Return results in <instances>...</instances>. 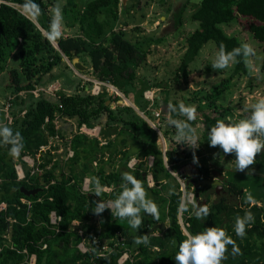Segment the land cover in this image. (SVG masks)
Masks as SVG:
<instances>
[{"label":"trees","instance_id":"obj_1","mask_svg":"<svg viewBox=\"0 0 264 264\" xmlns=\"http://www.w3.org/2000/svg\"><path fill=\"white\" fill-rule=\"evenodd\" d=\"M9 1L19 8L0 3V73L8 78L7 86L15 95L13 104L16 106L20 100L18 112L11 110L12 121L9 126L23 136L25 147L18 162L25 163L22 160L25 154L35 158L37 152L42 153L43 159L39 164L35 162L40 172L32 175L27 172L23 179L18 180L14 158L9 156L6 147H0V203L6 204L0 210V264H27L30 254H35V264H119L117 260L125 247L131 257L123 264H175L179 243L186 235L178 219L182 191L172 171L180 176L177 164L187 158L175 149L167 147L164 150V146L157 142L158 133L148 123L154 120V116L148 112L150 101L144 97V91L151 86H159L149 85L148 81L143 80L139 81L138 86L135 82L136 68L146 59V52L138 41L130 40L123 30L125 23L120 21L119 16L129 5L122 4L121 0H90L76 16L77 33L63 35L56 47L49 44L39 27L23 14L25 0ZM35 3L43 12L39 25L47 29L50 15L42 0H35ZM20 6L23 13L19 10ZM182 10H172L170 14L174 28L181 24ZM254 16L264 18V0H200L191 15L198 22V27L186 39L177 74H186L188 64L208 41H212L218 51L221 44L228 51L239 47L241 42L236 36L225 33L222 25L240 17ZM248 30L262 44L264 52V25L250 22ZM64 56L79 73L90 70L93 79L107 81L125 96L132 95L137 109L117 103L118 96L114 100L115 107H111L113 100L105 87L97 94L86 91L87 86H84L73 93L58 90L52 99L40 92L35 97L32 92L36 90V83L61 64ZM74 58H77L76 62ZM238 59L241 62L235 64L234 68L249 73L243 59ZM261 69L264 71V58ZM21 93L25 95H19ZM220 94L219 86L213 94L201 96V99H209L208 108L214 113H202L204 137L217 159H235L234 154L224 155L219 147H211L208 142V131L215 122L221 119L227 122L230 117L228 108L215 104ZM169 104L179 103L172 101ZM169 104L164 111L167 120L169 115L178 118L176 114L170 113ZM22 109L23 115L20 114ZM137 110L143 112V116L148 113L147 119ZM59 122L63 124L60 127ZM83 124L87 127L99 126L98 137L80 132ZM194 124L192 121V128ZM157 128L166 139L167 130L159 125ZM64 130L73 133L69 143L73 154L63 163L57 175L55 169L58 161L53 159L51 150H39L48 144L50 137L62 138ZM149 157L152 158L150 166L147 163ZM257 157L255 164L262 170L264 152ZM131 158L137 159L132 168L128 166ZM50 164V168H47ZM126 171H131L143 181L149 197L159 207V221L145 215L143 225L137 231L126 220L112 217L109 209L99 215L92 211L95 201L106 202L116 198L122 190L121 175ZM210 171L207 167L198 168L193 182L196 201L203 204L200 200L202 193L210 215L202 222L192 214L191 205L188 211L181 210L182 220L189 223L188 232L197 234L206 227L223 228L240 250L239 254L233 256L229 246L228 258L223 264H264V205L258 204L264 198V193L257 192L254 187L249 188V194L237 182L226 179L227 185L216 194L215 200L210 201L213 186L196 183V179L207 178ZM148 174L151 175L152 186L148 184ZM85 177L89 178L87 192L82 188ZM183 177L186 180L189 178L187 175ZM97 180L103 187L101 197L89 193ZM193 184L185 183L186 191ZM21 186L39 190L35 195H25ZM169 187H172V192L166 191ZM22 198L30 201V205L22 202ZM252 199L256 201L251 202ZM51 211L60 217L55 225L50 222ZM246 211H251L254 219L247 227L246 235L240 238L234 232V224L237 216H243ZM9 218L14 221L9 223ZM157 222L166 225L162 230H157L161 235L148 234L146 245L134 243L137 235H146L147 230ZM79 230L83 232L82 235ZM120 235L124 237L123 245L118 243ZM93 236L105 242L107 248L103 256L99 254L101 245L94 243ZM83 237L90 247L89 252H81L78 248Z\"/></svg>","mask_w":264,"mask_h":264},{"label":"rangeland","instance_id":"obj_2","mask_svg":"<svg viewBox=\"0 0 264 264\" xmlns=\"http://www.w3.org/2000/svg\"><path fill=\"white\" fill-rule=\"evenodd\" d=\"M9 1V0H6ZM50 15L52 7L56 3H60L63 8V16L70 18L71 21L77 24L76 16L79 11L82 10V6L86 5L90 0H42ZM200 1V0H199ZM127 0H121L122 4H125ZM128 4V3H127ZM120 5V3H119ZM129 8L120 12V21L125 23L124 32L127 37L132 41H138L142 48L146 52V59L143 61L140 67L136 68V84L139 86L141 80L148 81L149 85H158L159 87L151 86L147 89L145 96L149 98L150 104H148V112H152L154 116L153 121H148L150 126L159 125L162 129L167 130L166 139L162 136V131L158 128L154 130L158 133L157 142L160 146L164 145L166 148L175 149L182 157H186L184 161L177 164L180 176L176 171H172L173 175L179 180L180 190L182 191V182L185 178L183 175H187L190 172V176L195 178L197 175V169L207 167L213 174L214 171H219L224 175L225 182L223 187L227 185V180H233L240 184L245 192L251 193L249 188L256 189L257 192L264 193V169L259 170L257 164L250 166L251 171H236L234 169V159L225 158L223 160L217 159L214 153L208 148V143L205 139V128L203 124V112L211 114V110L208 108L210 103L209 99H201L203 94H213L215 88H221V94L216 100L215 104L228 108L229 114L233 120H239L245 117V108L249 107L256 99L264 97V71L261 69V64L264 58V52L262 51V44L255 40L252 34L248 30V24L254 22L258 25H264V18L260 16H254L251 18L240 17L238 20H234L229 24L222 25L225 33L228 35H234L242 43H249L255 49V56L250 57L251 67H247L249 73H242L237 71L234 66H231L224 70H214L211 67V63L215 59L218 50L212 41H208L199 51V54L188 64L185 70L186 74L182 72L178 75V66L180 65L182 54L185 51L187 37L198 27V22L194 21L191 17L192 13L197 9L199 2L197 0H131ZM20 11L23 12L21 6ZM121 9V5L119 10ZM183 9L181 13V24L177 27H173V23L170 20V14L172 10ZM65 24V22H64ZM77 28V26H76ZM68 27L66 30L68 31ZM158 39V41H157ZM56 46V45H55ZM57 47V46H56ZM12 55V54H11ZM77 61L76 58L73 60ZM90 70H85L83 73H79L70 60L64 56L63 62L53 70L43 75L39 83H36L35 93L33 95L39 96L40 93H44L51 99L55 97L54 93L58 90H63L66 93H73L77 89L86 87V91L93 90V76ZM8 78L4 75L0 77V123L7 124L5 122V112L11 116V110L17 111L20 107V100L17 101L16 106L13 104L14 94L11 93V88L7 86ZM196 94V96H195ZM24 96V93L19 94ZM111 107H115V97L118 96V102L120 105L133 104L132 95L125 96L120 91L115 89H109ZM153 98L152 100H150ZM117 101V100H116ZM121 101V102H120ZM172 101L185 102L188 105H194L197 109V117L194 120L195 124L193 129L199 138V147L191 149L185 144H177L176 129L174 126L168 124L167 115L164 113L167 109V104ZM138 111V110H137ZM156 111L159 115H156ZM140 112V111H138ZM20 114H24V109L20 111ZM143 116V112L139 113ZM145 119L148 117V113L143 116ZM14 121V120H13ZM71 122V121H70ZM58 126L63 124L59 122ZM74 125V123L72 124ZM75 126V125H74ZM72 126V127H74ZM64 136L58 138L57 136L50 137L48 147H44V150L50 151L53 155V159L58 161V166L55 169V173L59 175L62 169L63 163H66L70 158V138L73 133L69 130H64ZM89 133V132H88ZM88 136H93L90 133ZM166 140L168 142H166ZM45 152V151H43ZM37 152L36 157L33 158L34 162L37 158H40L38 163L42 162L43 155ZM258 159V157H256ZM15 165L21 162L19 158H14ZM152 162V158H148V165ZM188 162V163H187ZM185 163L190 167V171L185 170ZM23 174L29 172V165L27 163H21ZM51 164L47 168H50ZM264 168V167H263ZM64 170V168H63ZM66 170V168H65ZM41 170L38 169L37 172ZM21 171H19V174ZM208 178V177H207ZM213 178V177H212ZM209 176V179H212ZM21 180L23 178H18ZM227 179V180H226ZM148 184L153 185L150 180V174L147 175ZM89 182L87 177L84 178L82 188L84 191L89 190L84 187L85 183ZM152 182V183H150ZM152 184V185H151ZM193 184V183H192ZM194 184L190 187L189 191L194 194ZM108 190V188H104ZM171 190V191H170ZM172 192V187L168 190ZM164 192V191H163ZM168 195V193H165ZM200 193V200L203 196ZM259 194V193H258ZM213 189L210 190L209 200L216 199ZM24 202L27 201L23 199ZM183 200V191L181 194V202ZM256 200H251L254 202ZM110 202V200L106 201ZM207 202V200H206ZM181 204V203H180ZM184 204V203H183ZM260 205H264V198L258 202ZM182 210V206L179 207V211ZM179 219V212H178ZM74 224L78 225L77 221ZM154 235H161L157 230ZM184 233V232H183ZM129 258L130 252L127 253Z\"/></svg>","mask_w":264,"mask_h":264},{"label":"clouds","instance_id":"obj_3","mask_svg":"<svg viewBox=\"0 0 264 264\" xmlns=\"http://www.w3.org/2000/svg\"><path fill=\"white\" fill-rule=\"evenodd\" d=\"M24 9L26 18L34 25L39 26V19L43 12L35 0H25ZM63 25V6L56 3L50 12L48 28L42 29V35L49 44L55 46L63 38ZM255 54L254 47L249 43H242L230 51L221 44L211 67L214 70H224L241 62L238 58H242L245 65L250 68L251 60L249 58ZM169 111L178 117L173 118L172 115L168 117V124L176 129L177 144H185L191 149L198 148L199 138L191 126V122L197 117L196 107L180 102L178 105L169 104ZM244 111L247 115L237 121H233L231 117L227 118V122L223 119L217 120L207 135L211 147H219L224 155H235L234 169L236 171L249 170L250 172V166L255 164L257 155L264 152V97L256 99ZM151 127L157 128L156 125ZM163 146L165 150V143ZM0 147H6L9 156L19 158L25 147L23 136L7 124L0 123ZM121 180L123 181L122 190L116 198L110 202L95 201L92 206L93 213L99 215L105 209H109L112 217L126 220L135 231L143 225L145 215L159 221V207L149 197L143 181L133 175L131 171L123 172ZM102 192L103 187L98 180L95 181V187L89 193L101 197ZM189 205H191L194 217L202 222L210 215L208 205L198 204L194 194L189 196L186 193L182 211H188ZM253 219L251 211H246L243 216L238 215L234 224L236 236L243 238ZM134 243L146 245L148 235H137ZM172 243L176 242L173 240ZM229 246L232 248L233 256L240 253L233 238L223 228L206 227L203 232L197 234L187 233L186 238L179 243L178 251L174 257L175 264H223V261L228 258Z\"/></svg>","mask_w":264,"mask_h":264},{"label":"built area","instance_id":"obj_4","mask_svg":"<svg viewBox=\"0 0 264 264\" xmlns=\"http://www.w3.org/2000/svg\"><path fill=\"white\" fill-rule=\"evenodd\" d=\"M0 3H5V4H8V5H10V6H13V7H17V8H19V6L17 5V4H15V3H13V2H10V1H6V0H0ZM19 10H21V9H19ZM21 12V11H20ZM21 13H23V12H21ZM24 14V13H23ZM103 87H105L108 91H109V89H115V91H117L118 92V90H117V88L116 87H114L113 85H111V84H109L107 81H101V80H96V79H94L93 80V90H92V93H94V94H97V93H99V92H101L102 91V88ZM34 93H35V91H33ZM145 92H147V90L146 91H144V94H145ZM144 97L146 98V99H149V98H147V96H145L144 95ZM153 98H151L150 100H152ZM156 115H159V113L156 111V113H155ZM5 118H6V121L8 122V123H11V121H12V118H11V116H9V114L8 113H6L5 112ZM99 130H100V127L99 126H94V127H87L85 124H83L81 127H80V132H84V133H86V134H91V135H93V136H96V137H98V134H99ZM89 132V133H88ZM58 137V136H57ZM49 145H46V146H41L40 147V150L39 151H45L44 150V147H48ZM72 154H73V152H72V150L70 149V156H72ZM22 160L25 162V163H27V165H29V167H30V169H29V174L30 175H32V174H34V173H36L37 171H38V167H37V165H36V163L34 162V159L30 156V155H28V154H25V155H23V157H22ZM38 161H40V158H37V163H38ZM137 163V159L136 158H131L130 160H129V162H128V166H134L135 164ZM151 163L152 162H150L149 163V166L151 165ZM39 164V163H38ZM131 167V168H132ZM15 170H16V173H17V176H18V178H24L25 177V174H23V171H22V165H21V163H19L18 165H15ZM19 171H21V173L19 174ZM38 173V172H37ZM89 179V178H88ZM150 180L152 181V179H151V175H150ZM150 183H152V182H150ZM88 185H89V182H86L85 183V185H84V187L85 188H87L88 187ZM152 185V184H151ZM183 185H184V182H182V191H183V200H182V202H181V204H180V207L183 205V203L185 202V194L187 193L189 196H191V195H193V193L192 192H186L185 191V189H184V187H183ZM108 190H109V188H108ZM24 198H22L21 200H22V202H24V200H23ZM24 203H26V204H28V205H30V201H25ZM0 206H2V207H0V210L1 209H3L4 207H6L5 206V203L4 202H2V203H0ZM49 218H50V222L52 223V224H57L58 222H59V220H60V217L58 216V215H56V213L54 212V211H51L50 212V214H49ZM8 221H9V223L10 222H12V221H14L13 219H8ZM179 221H180V225H181V229H182V232H184V234L186 235L187 233H189L188 232V226H189V223H187V222H184L183 220H182V212L181 211H179ZM74 223V222H73ZM79 233L82 235V231L81 230H79ZM4 237H7V236H4ZM92 240L94 241V243H98L99 245H101V252L99 253L101 256H103L104 255V250L107 248V246H106V244H105V242H103L101 239H99L98 237H96V236H93L92 237ZM123 240H124V237L123 236H121L120 235V237L118 238V243H121V245H123ZM78 248H79V250L81 251V252H89L90 251V247L86 244V242H85V237H83V239H82V241L78 244ZM23 252H25V250H23ZM127 253H129V251L126 249V247H125V249H124V252H122V254L119 256V258H118V263L119 264H123L128 258H129V256L127 255ZM26 263L27 264H35V254H30L28 257H27V260H26Z\"/></svg>","mask_w":264,"mask_h":264},{"label":"water","instance_id":"obj_5","mask_svg":"<svg viewBox=\"0 0 264 264\" xmlns=\"http://www.w3.org/2000/svg\"><path fill=\"white\" fill-rule=\"evenodd\" d=\"M39 29L42 31V28L39 27ZM57 46V45H56ZM109 101H107L106 103H108ZM121 102V101H120ZM120 104V103H119ZM133 108L137 109L134 104L131 103V105ZM166 160V159H165ZM185 170H188L190 171V167L188 165H185ZM191 172V171H190ZM190 172H187V176L189 177L187 180H186V185L189 184V183H193L194 182V178L190 176ZM145 172L143 173V175L145 176ZM210 178L212 177H215V178H212V179H209L208 178H203V179H196V183L197 184H209V185H213V184H220V181L224 178V175L221 174L219 171H214L213 174L210 173L209 174ZM221 186L219 185L218 188H220ZM21 191L25 194V195H35L39 188H32V189H27L25 188L24 186H21L20 187ZM205 201L206 200H202V203L205 204ZM198 203V202H197ZM199 204V203H198ZM165 227V224L163 222H160V223H156L154 224L153 226H151L147 232H146V235L150 234L151 232H153L154 230L158 229V230H162L163 228Z\"/></svg>","mask_w":264,"mask_h":264},{"label":"crops","instance_id":"obj_6","mask_svg":"<svg viewBox=\"0 0 264 264\" xmlns=\"http://www.w3.org/2000/svg\"><path fill=\"white\" fill-rule=\"evenodd\" d=\"M130 2H131V0H127V2H125V3H128V4H130ZM85 6V5H84ZM84 6H82V9H83V7ZM65 9L63 8V11H64ZM48 13V12H47ZM66 18H65V20H64V22H65V24L63 25V35H68V34H70V35H75L76 33H77V28H76V25H75V23L73 22V21H71L70 20V18H68L67 16H65ZM38 27H40V25L38 26ZM66 27H68L69 29H68V31L66 30ZM77 59V58H76ZM4 75V73H0V77L2 78V76ZM5 206H6V204H5ZM0 207H2V206H0ZM5 208V207H4ZM3 208V209H4ZM3 209H1V210H3ZM157 223H160V222H157ZM156 230H158V229H156ZM156 230H154L153 232H151L152 234H155L154 232L156 231ZM150 233V234H151Z\"/></svg>","mask_w":264,"mask_h":264},{"label":"flooded vegetation","instance_id":"obj_7","mask_svg":"<svg viewBox=\"0 0 264 264\" xmlns=\"http://www.w3.org/2000/svg\"><path fill=\"white\" fill-rule=\"evenodd\" d=\"M208 177H209V174H208ZM213 178H215V177H213ZM225 182V180H224V178L220 181V184H213L212 186H213V191H214V194L216 195H218L221 191H222V189H223V183ZM221 186L220 188H218V186Z\"/></svg>","mask_w":264,"mask_h":264}]
</instances>
